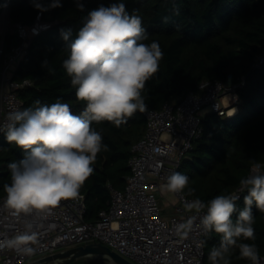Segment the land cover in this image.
<instances>
[{"label":"trees","instance_id":"16d2710c","mask_svg":"<svg viewBox=\"0 0 264 264\" xmlns=\"http://www.w3.org/2000/svg\"><path fill=\"white\" fill-rule=\"evenodd\" d=\"M35 2L47 10L36 8L34 0H0V17L6 12L13 26L17 23L32 25L39 13L44 21L52 24L50 29L32 39L28 54L15 72V81L32 82L19 91V97L24 108L32 106L37 99L42 104L59 99L69 104L73 114L79 115L86 104L76 98L71 78L62 66L68 57V42L63 40L61 30L71 29V41L83 26L82 17L89 11L120 0H60L62 6L56 8L48 7L52 0ZM122 2L130 14L136 10L142 17L148 35L144 43L158 42L163 52L158 72L146 82L142 92L148 108L159 110L168 102H179L188 93L198 92L200 83L205 80L231 78L237 83L243 77L246 79L238 92L242 100L239 113L230 118L207 113L202 118L201 136L194 141L193 149L178 169L189 177V186L195 189L189 198H200L207 203L216 195H235L240 179L250 175L253 161L264 164V65L254 66L257 55L264 50V0ZM78 3L83 5V11L78 10ZM4 38L7 50L21 44L14 28ZM92 126L102 134L107 149L97 155L94 171L80 190L87 197L85 220L89 222L96 221L99 213L109 208L110 186L116 190L125 188L132 147L143 137L146 120L138 111L119 128L107 121L93 122ZM23 157V150L9 144L2 134L0 200L5 197L3 185L10 183L8 163ZM246 194L247 190L243 191L236 202L233 219L244 208ZM253 214L255 241L241 239L238 242L255 243L261 257L264 255V212L253 206ZM219 241L220 236L214 232L204 236V264H211L209 252ZM238 256L239 250L232 249L231 264H251ZM85 260L98 261L81 259L71 264Z\"/></svg>","mask_w":264,"mask_h":264},{"label":"clouds","instance_id":"9594fccd","mask_svg":"<svg viewBox=\"0 0 264 264\" xmlns=\"http://www.w3.org/2000/svg\"><path fill=\"white\" fill-rule=\"evenodd\" d=\"M34 6L47 10L35 0ZM60 6V0H52L48 7ZM77 8L83 11L82 4L78 3ZM82 25L71 41V29L61 30V35L68 42V57L62 66L71 78L76 98L86 104L83 111L73 114L69 104L59 99L51 104L37 99L32 106L10 111L0 123V132L8 143L24 152L23 159L7 165L10 183L3 185V207L13 218L32 217L25 221L24 231L0 239V250L34 255L38 234L33 231V222L46 219L62 201L80 198L97 155L107 149L93 122L107 121L119 128L138 111H147L142 92L158 72L163 52L158 42L144 43L148 35L142 17L136 10L130 14L120 0L89 11L82 17ZM234 113L235 109L231 115ZM262 167L253 161L252 174L240 179V191L247 190V194L243 197L244 208L235 219L239 195H216L207 203L200 198L185 200L184 208L197 215L176 224V235L181 239H188L194 231H202L205 236L212 232L219 235V244L213 245L208 255L211 264H231L234 248L239 250L238 259L261 264L257 245L238 241L256 238L253 206L264 212ZM160 189L162 193L182 194L181 198L195 193L189 186V177L178 171L171 172ZM201 212L204 214L199 215Z\"/></svg>","mask_w":264,"mask_h":264},{"label":"built area","instance_id":"2783aa9c","mask_svg":"<svg viewBox=\"0 0 264 264\" xmlns=\"http://www.w3.org/2000/svg\"><path fill=\"white\" fill-rule=\"evenodd\" d=\"M51 27L39 13L32 25L15 24L14 32L21 39L20 45L7 50L3 41L0 43V123L10 111L24 109L19 91L32 82L15 81L14 75L28 54L32 39ZM262 65L264 50L254 63L255 68ZM245 82L244 77L237 83L231 78L205 80L200 83L198 92L188 93L179 102H168L159 110L147 107L143 113L146 131L132 147L125 188L116 190L109 185L112 192L109 208L101 211L96 221L89 222L85 220V194L80 193L78 200L62 201L46 219L33 222V231L38 234L36 253L28 257L3 249L0 264H29L60 250L92 243H102L134 264H204L202 231H194L188 239H181L175 233L176 224L197 215L194 210L184 208L185 200L195 198L175 194L176 202H170L173 212L166 214L156 191L161 192L160 186L166 183V177L178 171L184 157L193 149L194 141L201 136L205 109L225 118L239 113L242 100L238 92ZM233 109L235 113L231 115ZM2 134L0 132V136ZM242 193L239 188L235 195L240 197ZM3 200H0V239L24 231L25 221L32 219L9 216ZM261 264H264V255Z\"/></svg>","mask_w":264,"mask_h":264},{"label":"water","instance_id":"95a60500","mask_svg":"<svg viewBox=\"0 0 264 264\" xmlns=\"http://www.w3.org/2000/svg\"><path fill=\"white\" fill-rule=\"evenodd\" d=\"M81 259H95L105 264H134L102 243L80 245L60 250L32 264H71Z\"/></svg>","mask_w":264,"mask_h":264},{"label":"rangeland","instance_id":"374dc122","mask_svg":"<svg viewBox=\"0 0 264 264\" xmlns=\"http://www.w3.org/2000/svg\"><path fill=\"white\" fill-rule=\"evenodd\" d=\"M6 15V17H4L2 19V25H6L8 24L9 26V30H12L14 28V26L10 23L9 19H8V16H7V13L5 12V14H3L2 16ZM2 16L0 18H2ZM209 110L208 109H205L203 111L204 114L208 113ZM188 157V155H186L184 157V160ZM156 196L158 198V200L160 201L159 203L162 204V206L164 207V212L166 214H170L173 212V209L170 205V202L171 203H174L176 202L177 200V197L175 196V194H171V193H163V195L161 194L160 191H156ZM98 261H94V260H85L83 262H80V263H77V264H100V263H96ZM29 264H32V262H29ZM103 264V263H101Z\"/></svg>","mask_w":264,"mask_h":264},{"label":"crops","instance_id":"0c3cea01","mask_svg":"<svg viewBox=\"0 0 264 264\" xmlns=\"http://www.w3.org/2000/svg\"><path fill=\"white\" fill-rule=\"evenodd\" d=\"M4 17H6V15H4V16H2V18H0V43H2V41H3V39H5L4 37H5V35L7 34V32H9L10 30H9V26H8V24H6V25H2V19L4 18Z\"/></svg>","mask_w":264,"mask_h":264}]
</instances>
